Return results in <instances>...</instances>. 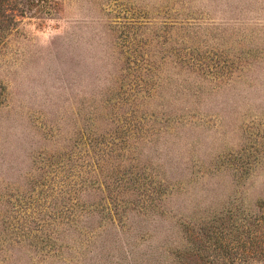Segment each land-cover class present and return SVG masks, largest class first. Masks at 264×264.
Returning <instances> with one entry per match:
<instances>
[{"label":"rangeland","instance_id":"rangeland-1","mask_svg":"<svg viewBox=\"0 0 264 264\" xmlns=\"http://www.w3.org/2000/svg\"><path fill=\"white\" fill-rule=\"evenodd\" d=\"M263 212L264 0H0V264H211Z\"/></svg>","mask_w":264,"mask_h":264},{"label":"trees","instance_id":"trees-1","mask_svg":"<svg viewBox=\"0 0 264 264\" xmlns=\"http://www.w3.org/2000/svg\"><path fill=\"white\" fill-rule=\"evenodd\" d=\"M253 226L254 229L247 232L248 245L244 242L245 239L242 233H240L237 238L233 239V242L237 244H224L225 242L223 240L230 239L228 238L229 233L224 237L223 235L217 237L211 236V238L215 240L214 244L216 247L214 251H217V254L211 257L213 258L212 260L208 258V261L214 264L219 257L225 260L224 264H251L250 260L252 261V259H255L257 256L263 255L264 257V250L259 244L260 238L264 236V233H262V231H264V212L254 218ZM261 227L263 230H261ZM213 233H215V231H213ZM198 250L203 251V248L199 246ZM184 255V253L177 252V256H179L180 259H182Z\"/></svg>","mask_w":264,"mask_h":264}]
</instances>
